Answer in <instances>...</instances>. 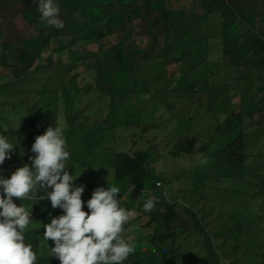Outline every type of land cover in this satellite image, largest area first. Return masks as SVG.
<instances>
[{
  "label": "rangeland",
  "instance_id": "1",
  "mask_svg": "<svg viewBox=\"0 0 264 264\" xmlns=\"http://www.w3.org/2000/svg\"><path fill=\"white\" fill-rule=\"evenodd\" d=\"M174 8L186 14L196 10L194 0H182ZM15 25L20 38L35 36L34 28L21 16L16 17ZM255 29L264 33V19H256ZM216 40L209 41V52L199 55L200 59L197 53L184 54L181 48L167 58L153 59L138 69L135 66L133 73L120 67L98 69L97 60L104 58L115 41L108 36L99 40L53 39L34 68L18 78L0 67V132L7 133L14 143L19 141L11 159L0 165V175L8 177L17 167L29 163L35 137L56 122L64 128L70 151L68 163L72 166L68 171L74 176L81 172L74 183L85 186L82 200L90 199L95 187H107L108 181L121 187L123 205L131 186L127 180L114 179L112 156L148 151L150 174L162 179L158 182L165 188L163 194L185 197L188 206L209 216V231L217 227L210 239L218 264L233 260L237 264H264V116L255 113L251 120L245 119L255 101L252 106L241 105V81L235 69L220 62L219 52L214 51ZM202 42L208 43L204 39ZM132 43L140 50L144 38L135 37ZM162 50L160 44L157 54ZM259 74L264 75V70ZM100 77L105 79L106 90L95 85ZM262 95L264 89L258 99ZM231 111L244 114L243 122L237 125V133L243 137L238 150L247 159L236 170L219 164L216 156L221 145L235 137L236 133L220 134L215 129ZM182 135L195 137L196 146L188 154L172 156V146ZM202 153L209 156L205 166L197 163ZM153 190H147L148 194L153 195ZM13 199L17 205L32 203ZM130 211L125 236L134 241V248H146L143 238L152 233V228L144 227L147 217L138 220L136 212ZM49 214L59 215L61 210L52 209L47 200L34 203L33 222L26 233L37 232L40 255L46 256V264H60L48 256L52 241L47 246L41 236ZM176 245L178 255L184 256L177 264L215 262L205 261V248L196 236L181 235Z\"/></svg>",
  "mask_w": 264,
  "mask_h": 264
},
{
  "label": "trees",
  "instance_id": "2",
  "mask_svg": "<svg viewBox=\"0 0 264 264\" xmlns=\"http://www.w3.org/2000/svg\"><path fill=\"white\" fill-rule=\"evenodd\" d=\"M180 1L58 0L64 27L57 29L41 18L32 0H0V67L18 78L34 68L36 60L53 39L94 37L99 40L108 36L115 41L107 48L104 58L97 60L98 69L120 67L126 73H133L135 66L153 59L161 60L164 56L167 58L181 48L184 54L197 53V58L207 55L209 41L213 38L217 39L214 51L219 52L220 62L237 71L241 81V105L252 106L255 101L245 119L251 120L255 113L264 116V95L257 97L264 89V75L259 74L264 70V33L255 29L256 19H264V0H194L196 10L193 14L174 8ZM18 15L34 28V37H19L15 25ZM135 37L144 38V47L140 50L132 43ZM203 39L208 41L207 45H203ZM160 44L163 50L157 54ZM104 80L97 78L96 87L105 89ZM243 119L242 111H231L215 128L220 134L236 133L216 153L217 162L230 170L238 169L247 159L246 154L238 150L243 146V137L237 133V125ZM194 146L195 137L182 135L176 138L170 153L172 156L188 154ZM148 157V151L137 150L130 155L115 153L111 159L114 179L135 185L123 205L134 210L138 220L147 217L144 227L152 228V233L143 238L147 247H135L124 264H177L184 257L178 255L176 245L181 235L196 236L205 248V261L213 260L212 264H218L210 239V233H216L217 227L209 231V216L188 206L185 197L163 194L164 186H156L162 179L150 174L152 161ZM149 189H154L153 195L147 193ZM148 196L156 199L151 212L142 208V202ZM140 200L142 202L138 204ZM26 238L37 254V264H46V256L40 255L37 232L29 231ZM166 244L167 249L161 248ZM227 264H237V261Z\"/></svg>",
  "mask_w": 264,
  "mask_h": 264
},
{
  "label": "clouds",
  "instance_id": "3",
  "mask_svg": "<svg viewBox=\"0 0 264 264\" xmlns=\"http://www.w3.org/2000/svg\"><path fill=\"white\" fill-rule=\"evenodd\" d=\"M41 18L57 29L64 27L58 0H32ZM14 143L7 133L0 132V165L11 159ZM29 163H23L8 177L0 175V264H37V254L26 238L33 222L32 205L47 200L61 214L51 216L42 225V238L48 246V256L60 264H124L134 252V241L125 236L131 211L121 204L120 186H97L90 199L82 200L85 186L74 181L79 175L70 174V151L64 128L56 122L31 144ZM207 154H200L197 163L205 166ZM72 166V165H71ZM87 169V168H86ZM135 185L129 188L133 192ZM40 193L39 196L37 194ZM32 203L25 206L21 202ZM156 205L154 196L142 202L145 212ZM85 207L87 210H85Z\"/></svg>",
  "mask_w": 264,
  "mask_h": 264
},
{
  "label": "built area",
  "instance_id": "4",
  "mask_svg": "<svg viewBox=\"0 0 264 264\" xmlns=\"http://www.w3.org/2000/svg\"><path fill=\"white\" fill-rule=\"evenodd\" d=\"M156 186L159 187L160 186V183L159 182H156ZM148 193V192H147Z\"/></svg>",
  "mask_w": 264,
  "mask_h": 264
}]
</instances>
